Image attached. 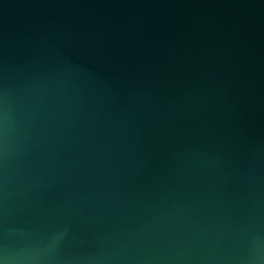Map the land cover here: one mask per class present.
<instances>
[{
    "label": "water",
    "instance_id": "obj_1",
    "mask_svg": "<svg viewBox=\"0 0 264 264\" xmlns=\"http://www.w3.org/2000/svg\"><path fill=\"white\" fill-rule=\"evenodd\" d=\"M0 264H264V0H0Z\"/></svg>",
    "mask_w": 264,
    "mask_h": 264
}]
</instances>
